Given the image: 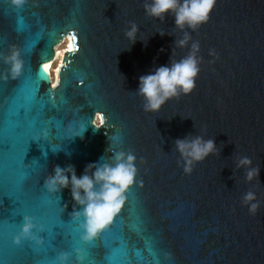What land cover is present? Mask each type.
I'll return each mask as SVG.
<instances>
[{"label":"water","instance_id":"obj_1","mask_svg":"<svg viewBox=\"0 0 264 264\" xmlns=\"http://www.w3.org/2000/svg\"><path fill=\"white\" fill-rule=\"evenodd\" d=\"M146 2L150 0H25L16 7L12 0H0V74L8 67L2 57L13 46L24 59L20 79L7 84L0 79V127L6 115L28 106L29 76L36 79L40 72L48 77L36 98L47 100L51 80L42 65L54 61L55 49L71 37L69 33L79 38L77 50V40L71 37L74 50L64 52L59 87L53 89L66 102L57 96L55 107L49 103L32 112L52 134L47 140L29 142L24 171L15 175L11 171L16 154L0 153V221L7 220L15 207L5 196L39 202L53 195L45 185L57 165H74L80 175L89 163L111 155L106 152L107 137L119 134L120 147L136 156L135 191L147 224L138 221L127 197L120 231L111 238L113 247L123 242L144 260L150 259L152 247L162 264H264V0H216L206 23L195 31L186 29L191 41L200 44L195 89L170 99L158 112L144 111L143 98L136 93L139 77L168 64L172 48V60L186 56L191 41L184 48L174 47L175 39L183 35L175 28L174 17L169 14L160 21L147 16ZM132 22L139 27L134 45L125 36ZM161 30L169 35L161 37L157 32ZM212 51L215 55H210ZM101 117L104 128L96 130L91 121ZM82 124H87L83 139H71ZM189 134L213 138L220 151L185 174L173 147L176 139ZM243 156L260 168L259 179L251 183L245 170L236 167ZM248 191L260 204L255 214L243 203ZM55 196L59 207L66 206L62 219L67 223L79 206L70 189ZM16 222L22 223V218L16 217ZM12 235L7 239L9 249L14 247ZM61 239L57 238L61 246L56 253L72 252V237ZM4 246L0 235V259L6 264H36L43 258L40 248L30 251L24 245L17 254L5 255ZM96 253L102 261L106 251L101 245ZM69 264H78L75 254Z\"/></svg>","mask_w":264,"mask_h":264},{"label":"clouds","instance_id":"obj_2","mask_svg":"<svg viewBox=\"0 0 264 264\" xmlns=\"http://www.w3.org/2000/svg\"><path fill=\"white\" fill-rule=\"evenodd\" d=\"M12 3L16 7H21L25 0H12ZM215 3L216 0H150L145 3L144 10L147 16L160 21H164L166 15H172L175 28L183 33L182 37L175 39L174 47L184 48L191 41V35L186 29L195 31L206 23ZM138 32L139 27L134 22L130 23L125 30V36L131 45L137 42ZM157 32L161 37L169 35L163 30ZM69 50H72L71 46ZM160 51L163 52L164 49ZM199 51V42L191 41L188 54L179 60H172V48L168 64L155 67L149 73L139 77L136 93L143 98L145 112H158L170 99L191 94L200 72ZM210 55H215L214 51L210 52ZM61 56L62 53L57 51V57ZM2 59L8 67L5 73L0 74V79L15 80L22 76L24 59L19 48L13 46ZM42 68L45 73H48L51 63L43 64ZM55 71L57 75L51 83L53 88L60 83V67L58 66ZM92 125L96 130L104 128L102 117L99 118V123L93 120ZM86 128L87 124H82L73 131L71 139L76 137L83 139ZM39 138L47 140V132H41ZM107 139L106 152L111 153L110 156H102L98 162L89 163L80 175H77L74 165L69 164L65 167L57 165L45 185L46 191L53 195L64 189H70L75 205L79 206V210L74 207L70 217L79 234V240L84 243L93 241L113 224L125 205L126 194L137 183L138 169L135 154L124 151L120 147L122 138L119 134L108 136ZM173 148L180 156L185 174H191L195 164L220 151L213 138L206 139L202 135L192 134L176 139ZM61 150L62 147L52 149L53 153ZM236 167L245 170V179L249 183L259 179L260 168L253 165L251 158L247 156L239 158ZM140 186H143L142 182ZM243 203L248 206L250 214H255L260 207L253 191L245 193ZM42 231L43 228L35 221L25 217L19 224L18 230L12 235V243L18 248L27 244L42 249L46 244L45 239L40 235ZM73 254L78 264H83V251L80 248L72 252L56 253L54 264H69Z\"/></svg>","mask_w":264,"mask_h":264},{"label":"snow or ice","instance_id":"obj_3","mask_svg":"<svg viewBox=\"0 0 264 264\" xmlns=\"http://www.w3.org/2000/svg\"><path fill=\"white\" fill-rule=\"evenodd\" d=\"M69 35L74 40H77L78 50L79 38L77 34L75 32H72L69 33ZM52 36V42L55 43L57 33H52ZM2 54V50H0V55ZM48 55L49 59H51V54L49 53ZM68 62L69 61L66 58L65 63ZM21 77L22 76L17 79H20ZM47 79L48 77L46 75L41 77L40 72H37L36 79H32L30 76L27 78V83L30 85L31 89V91L27 92V99L29 102L28 106L25 107L22 105L17 110L6 115L3 121V126L0 127V153L4 155L15 153L17 157L16 164L11 171L13 175H15L17 172L24 171V158L28 151L29 142H40L41 139L39 137L41 132H47L48 136L52 134V129L46 128L43 120L34 118L32 116V112L34 110H40L43 107H46L49 103L52 104L53 107H55V97L57 96H59L61 103L66 102L63 94L53 91V89H57L59 85L56 88L50 86V88L45 92L47 100L37 102L36 98L39 93L40 83L46 82ZM9 80L10 79L3 80V82L7 84ZM81 83H83V81H81ZM17 139L22 141V143L17 144ZM17 149H19V151H17ZM15 186L17 189H19L21 183L17 181ZM135 188L136 185L130 188L126 195L128 199L132 201L131 206L138 213V221L143 224H147L144 210L142 206H139ZM5 197H9L13 201V204H15V207H13V210L8 219L0 221V235H2L5 240V255H15L20 251V249L13 243V248L9 249L7 246V239L10 235H12V230L14 228H18L20 224L16 222V217H21L22 221L25 217H29L43 228V231L41 233L47 234L46 239L44 238L47 242V247L39 249V251L43 254V258L37 260L36 264H54V258L57 248L61 246L60 243H57V238L62 237L60 241H63L66 236L72 237L69 245L72 251L76 248L82 249L83 264H162V262L158 258L157 253L152 247H149L150 259L144 260L143 256L138 250L134 249L130 251L128 249V246L126 244H123V242H121L119 248H115L112 246L111 238L117 236L120 231L118 226L121 224L120 217L123 214L121 212L120 215L115 218L113 224L105 231H103L96 239L91 242L84 243L83 241L79 240V234L73 228L74 222L70 220L66 223L62 219V214L65 212V208L59 207V198L57 196H44L40 199L39 202H33L26 196L17 197L16 195H12ZM53 205H55V211L53 210ZM55 229H59V231H56ZM101 245L106 251V254L104 255L102 261L96 258V250ZM25 248L30 251H36L31 245L26 244ZM52 253H54V255ZM0 264H6V261L0 259Z\"/></svg>","mask_w":264,"mask_h":264},{"label":"rangeland","instance_id":"obj_4","mask_svg":"<svg viewBox=\"0 0 264 264\" xmlns=\"http://www.w3.org/2000/svg\"><path fill=\"white\" fill-rule=\"evenodd\" d=\"M67 46H68V44L66 43V41L64 43L62 42L60 45L57 46L56 50L63 54L65 52ZM61 60H60V57H58L57 61L53 62L51 65V74L53 76V79L56 78V71L55 70L58 66L60 67ZM96 122L99 123V120Z\"/></svg>","mask_w":264,"mask_h":264},{"label":"bare ground","instance_id":"obj_5","mask_svg":"<svg viewBox=\"0 0 264 264\" xmlns=\"http://www.w3.org/2000/svg\"><path fill=\"white\" fill-rule=\"evenodd\" d=\"M66 41V43L68 44V46L66 47V50H65V52L66 51H68L69 50V47L71 46V51H73L74 50V48H73V44H72V38L71 37H67V38H65L64 39V41H63V43ZM57 51V50H56ZM64 54V53H63ZM63 54H62V56L60 57V60L62 59V57H63ZM57 59H58V57H57V53H56V55H55V58H54V61L53 62H56L57 61ZM53 62H51V65H52V63ZM61 62H62V60H61ZM60 67H61V65H60ZM48 76H49V78H50V80H51V83H52V80H53V76H52V74H51V68H50V71L48 72V73H46ZM57 75V74H56ZM99 119L97 118V120L96 121H98Z\"/></svg>","mask_w":264,"mask_h":264},{"label":"built area","instance_id":"obj_6","mask_svg":"<svg viewBox=\"0 0 264 264\" xmlns=\"http://www.w3.org/2000/svg\"><path fill=\"white\" fill-rule=\"evenodd\" d=\"M56 53H57V52H56V49H55V55H56Z\"/></svg>","mask_w":264,"mask_h":264}]
</instances>
